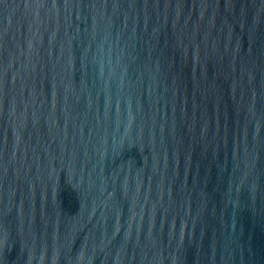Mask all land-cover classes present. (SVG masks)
I'll return each mask as SVG.
<instances>
[{
	"label": "water",
	"instance_id": "1",
	"mask_svg": "<svg viewBox=\"0 0 264 264\" xmlns=\"http://www.w3.org/2000/svg\"><path fill=\"white\" fill-rule=\"evenodd\" d=\"M0 264H264V0H0Z\"/></svg>",
	"mask_w": 264,
	"mask_h": 264
}]
</instances>
